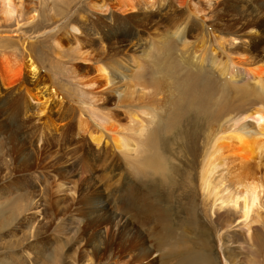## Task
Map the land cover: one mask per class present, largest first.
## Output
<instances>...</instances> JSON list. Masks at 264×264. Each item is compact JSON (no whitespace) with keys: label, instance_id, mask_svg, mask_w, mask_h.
<instances>
[{"label":"rangeland","instance_id":"rangeland-1","mask_svg":"<svg viewBox=\"0 0 264 264\" xmlns=\"http://www.w3.org/2000/svg\"><path fill=\"white\" fill-rule=\"evenodd\" d=\"M94 2L14 0V15L9 20L0 15V71L6 70L8 62L11 65L15 59L18 65L14 68L21 72L20 77L15 76L9 83V88L13 87L9 97L0 90V174L5 177L0 188H4L2 195L7 199L21 195L33 202L7 230L0 231V264H42L48 254L57 256V264H125L132 254L117 255L116 259L113 255L93 256L94 250L107 252L106 244L121 243L122 238L116 235L118 229L109 219L100 223L103 216H93L91 202L93 196L95 200L102 196L113 214L121 213L120 199L123 200L128 184L138 193H152L151 197L161 203L162 209H172L170 218L175 227L189 219L187 207H192L200 224L197 231L204 232L207 249L218 264H252V259L264 264V191L250 220V233L255 239L250 244L246 242L243 222L233 208L214 209L212 199H206L199 189L198 174L207 148L206 136L213 127H225L226 120L239 106L235 102L228 107L227 112L234 110L228 115L215 116L213 112L217 108L215 101L221 96L228 100L235 96L229 91L233 78L226 54L219 49V59L211 56L212 61L202 62L195 57L199 53L187 55L181 48L185 42L190 47L200 44L202 37L209 46H214L213 30L222 35L239 34L235 43H242L238 27L232 23L224 25L231 19L227 13H233L230 6H223L221 11L219 8L207 11L201 26L195 16L184 6H177L174 0L157 3L152 10L141 7L138 12L115 13L116 16L95 10ZM260 45L264 55L263 39ZM30 57L40 66L39 78L26 74ZM100 65L105 66L109 81L100 74ZM6 73L8 70L2 74L3 79ZM198 75L215 85L207 98L203 96L202 83L196 90L201 98L195 104L200 102L202 109L183 99L188 78ZM244 76L249 75L244 72ZM45 82L57 91L58 97L49 102L46 117L42 115L43 123H40L39 118L27 117L34 109L24 110L14 98L23 99L20 93L24 94V86L30 85L35 92ZM136 84L153 86V94L143 97L144 100H132L131 96L137 98L140 93L129 92L138 89ZM124 89L128 94H124ZM207 100L206 112L207 105L202 103ZM130 111L139 114L146 111L151 115L153 145H146L147 136L135 141L126 134L123 141L137 144L139 155L143 156L156 153L158 148L162 152L159 161L164 163L166 171L147 170L140 158L129 162L113 148L108 135L96 142L87 133L89 128L106 124L107 119L118 128L128 125ZM67 114H71L70 120H65ZM49 117L57 123L46 127ZM80 120L85 121L83 127L79 126ZM66 121L69 124L64 125ZM145 132L148 133V127ZM14 147H21L22 154L39 149L36 163L27 171L22 168L20 153L12 154ZM218 169L215 181L225 184L224 190L231 189L228 179L234 173V164L225 163ZM258 169L264 171L263 167ZM131 211H124L129 228L136 227L146 233L134 222ZM34 243L43 246L44 255H35L42 252L39 246L33 249L36 253L26 251ZM200 245L195 242L192 246L200 248ZM150 260L154 263H149ZM146 261L143 264H174L176 257L171 256L169 248H156ZM49 263V259L44 262Z\"/></svg>","mask_w":264,"mask_h":264},{"label":"bare ground","instance_id":"bare-ground-1","mask_svg":"<svg viewBox=\"0 0 264 264\" xmlns=\"http://www.w3.org/2000/svg\"><path fill=\"white\" fill-rule=\"evenodd\" d=\"M174 1L177 6H184L187 12H190V15L195 16L197 21L199 20L202 23L200 24L201 26L205 23L204 19H206L205 14L207 11L216 8H219L221 11L223 6H230L233 13L231 14L228 12L227 17L230 16L233 20L230 19L228 22L225 20L227 23L224 25L232 23L233 26L238 27V31L240 30L242 32V43H235L236 40L240 38L239 34L222 35V33L218 34L213 30L211 32V38L213 39L214 46L213 44L209 46L208 41L202 37L200 44L190 47L189 43L185 42L181 50L187 55H190L192 52L196 54L199 53L195 57L204 62L207 60L212 61V59H219L217 50L220 49L221 52L226 54V62L231 65L230 74L233 78V83L229 91L234 92L235 96L232 100H228L226 97L221 96L215 101L217 108L213 109V112L214 115L219 114L220 116V114L222 115L223 113L228 115L230 111L234 112V110L229 109L227 112L226 109L231 105H235V102H237L236 106L240 108L238 107V111L234 115L228 117L226 120L227 123L225 122L224 124L226 125L225 127L217 125L218 127H213L212 131L207 134V148L203 155L198 174L199 189H201L202 195H204L206 199H212L214 209L216 207V210L230 209L231 211L233 208L238 217L241 218L245 227L244 235L246 242L253 244L255 239L250 233L252 223L250 220L253 214L256 213L255 209L258 208L261 194L264 191V171H258V168L263 167L264 169V156H262L264 153V106L259 105L260 103L264 104V63H260V60L264 59V55L261 54L262 48L260 45V41L262 39L264 41V0ZM164 2L165 0H105L104 2H96L95 0L92 6L101 13H108L110 16H116L117 14L115 13L128 14L132 11L138 12L141 7H143L144 10H152L157 3L162 4ZM14 12V0H0V15H2L5 20H9V18L14 15ZM36 16V14L33 15V18L35 19ZM201 32L203 33L202 29ZM186 37L189 38V36ZM248 39H250V42ZM191 48L193 50H191ZM240 51H243V53ZM4 62L6 63L8 61L5 60ZM14 62L15 59L13 64L10 65L8 62L6 65L8 73H6L4 79L2 74L6 70L0 71V90H4V95L7 97H9V92H13V87L9 88V83L14 80L15 76H21L20 70L14 68L18 64ZM28 63L26 74L34 78L41 77L42 71L40 66L36 64V61L30 57ZM226 68H228V66H226ZM98 69L100 74L105 76L106 80L109 81L110 77L105 66L100 65ZM178 69L177 65V70ZM243 71L248 73L249 76H244ZM198 76L199 77L193 79L192 76L188 78L189 81L186 83L187 90L183 94V99H187L186 101H188L190 105H197V107L199 106L200 108V102H196L195 104L196 99L200 97L198 93V95L196 94V90L202 83L201 90L204 91L203 96L207 98L215 89V85L211 83L209 79H203V76ZM46 81H49V78L46 79ZM22 85L21 83L20 86ZM136 87L138 89L134 88V91L129 92H134L136 94L137 91H140V93L137 92V98L129 94L132 100H144L145 98L143 97L152 95L154 91L153 86H146L145 84H136ZM32 90H34V88L30 85L24 86V94L22 92L20 93L23 99L20 100L19 97H15L14 99L17 103L20 102L21 105L24 106V110L26 109L29 111L30 108L34 109V111L27 116L29 119L33 117L39 118L37 121L43 123L41 116L44 115L43 118L46 117V111L49 109L48 105L54 98L58 97L57 91L46 82L43 83L42 86L37 87L35 92H32ZM126 92L128 94V91H125L124 94H126ZM125 100L127 101V99ZM126 101L121 102L128 104L129 101ZM208 101L209 100H207V103H202L207 105V108L204 107V111L208 110ZM136 102L137 101L133 103ZM142 105L144 106V104ZM5 109L9 111V106H6ZM140 113L141 114L130 111L129 124H126L122 128H118V126L107 119V121H105L106 124H100L99 127L93 129L89 128L87 133L96 142L103 139L105 135H108L112 140L113 148L119 150L121 155L129 162L134 158H140V160H143L141 164L145 166V169H154L156 172L166 171L167 169L164 163L159 161V156L162 152L158 148L156 153L143 156L139 155L140 152L138 148H136L137 144H127L123 141L124 138H126L124 137L126 134H129V138L135 141H140L141 138L147 136L145 140L146 145H153L154 132L152 128H149V126L152 127L153 118L146 111H141ZM70 116L71 114H67L65 120H70V118H72ZM246 121H252V123L247 124ZM83 122L85 121L80 120L79 126L83 127ZM45 123L46 127H50V124L53 126L57 122H53L49 117ZM67 123L68 121L63 124L66 125ZM147 127L148 133L145 132ZM156 134L158 135V133ZM156 144L157 138L154 142V148ZM11 151L13 155L20 153L24 164L22 168L27 171L29 167L33 166L32 164L36 163L39 149H31L30 153L27 154H22L21 147H14ZM7 154L9 156V151ZM225 163L234 164V173L232 177L230 176L228 179V182H230L232 186L231 189L233 190L227 189L226 187V190H224L223 186H225V184L222 183H225V181L221 182L222 185H220V182L218 183L214 179L215 173H218L219 166ZM141 172L140 170L138 173ZM4 178L0 174V183L4 181ZM3 189L0 188V231L7 230L10 227L9 225L13 224L23 212L29 210L33 205L32 201H29L27 197L21 195L16 198L7 199L2 195L4 192ZM151 194L138 193L130 184L126 185L124 189L125 197L123 196V200L122 198L120 199L121 206H119L123 213L116 214L112 213L109 204L106 203V200H104L102 196H99L96 200L95 196H93L91 202L94 213L93 216L99 218V215H102L103 218H99L101 219L100 223H104L106 219H109L111 223H113V227L118 229V234L116 235L122 238L120 239L121 243L116 241L111 245L106 244L105 248L107 252H101L99 249L94 250L93 256L97 257L101 255L109 258V256L113 255V258H115L117 255L121 257L124 253H130L132 256L125 264H143L144 261L148 260L156 252V248L159 250L169 248L171 256L176 257V262L174 264H218L212 252L207 249L206 241L203 239L204 232L197 231V227H200V224L196 217L195 210L192 207H187V214L190 215L189 219L182 221V223H180L182 225H177L175 227L170 218L171 214H173L172 209H162L161 203L155 201L154 197H151ZM30 199L33 200L32 198ZM130 208L134 211L132 219L135 223H139V226L143 228L146 233L141 232L136 227L129 228V222L125 219L124 211H126V213H131L132 211ZM175 222H177L176 217ZM184 224L185 226H183ZM231 225L232 223L227 227L230 228ZM189 232L192 233V236L187 237ZM195 242L197 246L201 243V247L195 248L192 246ZM34 244L35 245L30 244L27 246L28 248H26V251L30 250L36 253V250L33 249L39 246L42 248V252L40 251L35 255H44L43 246L36 243ZM47 259L50 260L49 264L59 263L55 255L48 254L45 256V261ZM44 262L42 264H44ZM251 262L252 264H258L255 259H252ZM149 263H154V261L150 260Z\"/></svg>","mask_w":264,"mask_h":264}]
</instances>
